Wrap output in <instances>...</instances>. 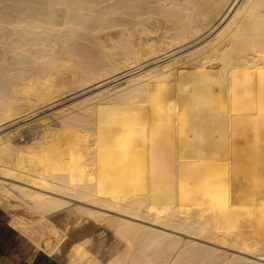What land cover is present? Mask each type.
<instances>
[{"label": "bare ground", "instance_id": "1", "mask_svg": "<svg viewBox=\"0 0 264 264\" xmlns=\"http://www.w3.org/2000/svg\"><path fill=\"white\" fill-rule=\"evenodd\" d=\"M44 111L82 138L21 149L11 127ZM0 192L39 218L76 201L96 234L69 264H264V0H0Z\"/></svg>", "mask_w": 264, "mask_h": 264}, {"label": "rangeland", "instance_id": "2", "mask_svg": "<svg viewBox=\"0 0 264 264\" xmlns=\"http://www.w3.org/2000/svg\"><path fill=\"white\" fill-rule=\"evenodd\" d=\"M189 50H192V49L188 48V49L183 50L181 52H179L180 50H178V53L177 52H173V53L171 52V53H167L168 55L163 54V56L161 55L162 58L165 55H167V56H165L163 59L161 58V56L156 58L157 61L156 60L152 61V64L149 67L159 64L160 63L159 60H161V62H163V61L168 60V57L171 59L173 57L180 56L182 54H186L189 52ZM173 54H174V56H173ZM159 58H161V59H159ZM156 62H157V64H156ZM111 80H113V78ZM119 81H117V82L114 81L115 82L114 83V82L110 81V79H107V82L106 81L102 82L103 85H105L107 83L108 86L111 87L110 91H109L110 93H108L107 95L103 94V95L96 97L95 101L101 102L103 100H106V99H108V96H110L111 94L114 93L115 90L123 87L124 82H122L121 80H119ZM101 85H99V86H101ZM99 86L97 85V86L90 88V89L93 90ZM87 91H89V90H87ZM109 99H111V98H109ZM72 101H73V99H72ZM109 104H110V107H108V108L113 109L114 108L113 106H115V103L109 102ZM63 114L65 115V117H67V120L66 119L65 120L68 123H70L71 125H73L72 127L81 128L82 125L86 124V121L84 120V118L77 116L74 113L65 112ZM49 126L56 129V130L64 132L66 134V136L69 138H82L78 131H76V132L70 131L71 127H68L67 125H65V122H63V120L60 118V116L56 115L52 111H44V112H42V114H39L38 116L34 117L30 123L24 124L21 122V123H18L17 125L12 126L11 128L13 130L12 131L13 133L10 134V139L14 143H16L21 149L25 150V148H27L28 144H30V142L33 140L34 136L39 134L40 133L39 131H41L42 129H44L45 127H49ZM69 152H71V151H64L63 153L60 154V158H62L64 164H67V163H65V160H64L65 158L70 159L73 156ZM1 159H2V161L8 162V164H10L7 157H1ZM72 161H74L75 163L81 162L78 159H72ZM75 170L80 171V172H84L80 168H76ZM73 203L75 204L76 201L71 200V202L68 203L65 207L55 211L54 213H52L50 215V218L52 219L53 223L57 227H60V230H58V228H56L54 225H52L50 220H49V236L47 237L48 238L47 245H49V254L50 255L56 253L54 250V247L58 243L59 239L61 238V236L63 234L61 228H64L66 225H68L66 227H67V229L68 228L69 229L67 230L66 238L64 240V243L62 244V250H60V254H57V256L62 258V259H64V256L66 255V250L70 246L71 242H73V240H75L78 236H80L82 234L88 235L89 232H90V234H96V227L94 226V220L90 219L91 217H87V219H86V217L84 216L85 217L84 222H81L80 226H76V225L74 226L75 215L73 213L69 212V210L72 209V207L74 206ZM44 219L46 220L47 217ZM88 219H90V220H88ZM67 220H71V221H67ZM82 221H83V219H82ZM69 222H71L72 225ZM150 226H152V225H150ZM104 232L105 233L102 237V241L99 240L97 242V240H96V242L91 244V247H90L92 253H95L101 260L107 259V257L109 256L110 248L113 244V240L109 236V231L105 230ZM172 233H175L176 235H179V237H181L180 238V247L181 248H188V246H189L188 241L191 239L194 242L197 241L200 243H205L202 240L196 239L194 237H190V235L188 236V234H186V233L184 234L183 232L178 231V230H173ZM227 241H229V240H227ZM221 242H222V239L220 237L216 238V244L217 245L221 246L222 245V244H220ZM205 244H208V243H205ZM212 246H213V244H212ZM217 247H219V246H217ZM219 250L227 251V254H230L233 252L236 255H240L243 257H249L251 259L256 260V258H254L252 256H246L242 253L235 252V251L231 250L228 246L224 247V245H223V249L221 246V247H219ZM64 253H65V255H64ZM217 262H219L218 264H225L227 261L226 260L222 261V259H219V260H217ZM199 264H206V263L202 261Z\"/></svg>", "mask_w": 264, "mask_h": 264}, {"label": "crops", "instance_id": "3", "mask_svg": "<svg viewBox=\"0 0 264 264\" xmlns=\"http://www.w3.org/2000/svg\"><path fill=\"white\" fill-rule=\"evenodd\" d=\"M13 199L0 192V264H69L72 254L68 251L66 255L64 253V259L58 257V243L54 247L56 253L49 254V220L60 230L50 218L51 214L47 213L48 220L44 219L46 217L39 218L22 206L21 209L18 205L16 208L13 203L17 202ZM80 237L83 235L76 239ZM65 238L61 242V250Z\"/></svg>", "mask_w": 264, "mask_h": 264}]
</instances>
